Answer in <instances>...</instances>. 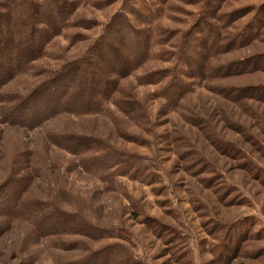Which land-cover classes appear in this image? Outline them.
<instances>
[{
	"label": "rangeland",
	"instance_id": "rangeland-1",
	"mask_svg": "<svg viewBox=\"0 0 264 264\" xmlns=\"http://www.w3.org/2000/svg\"><path fill=\"white\" fill-rule=\"evenodd\" d=\"M17 63L0 264H264V0H0Z\"/></svg>",
	"mask_w": 264,
	"mask_h": 264
},
{
	"label": "trees",
	"instance_id": "trees-1",
	"mask_svg": "<svg viewBox=\"0 0 264 264\" xmlns=\"http://www.w3.org/2000/svg\"><path fill=\"white\" fill-rule=\"evenodd\" d=\"M120 20L117 22V23H115L114 25H111L110 24V26H109V28H108V30L109 29H112L113 31H115V30H119V28L122 30V27L124 28V31H126V29L128 30L129 29V26L127 25L126 26V24H125V19H124V16H120ZM112 27V28H111ZM49 34H51V32H48ZM141 36H142V41H143V43H144V46H145V52H146V49H147V45H148V39H147V35H145V34H143V33H141ZM189 36H191V35H189ZM195 36H193L192 35V37H191V39H193V40H196L195 38H194ZM140 41H141V39L140 38H138ZM112 44H111V40L110 39H108V38H106V39H104L103 41H102V43H101V45H100V47L101 48H103L105 51H107L108 52V55H109V57L111 58V57H113V59H115V58H117L118 59V61H120L121 63H123V59L122 58H120V56L117 54V51L113 48V46H111ZM151 44L149 43V46H150ZM187 46H188V48L187 49H185L184 51H182L181 53H182V55H181V60H182V62H186L187 63V61L188 62H191L193 65H194V62H193V59H192V57H191V55L188 53L189 52V42H187ZM199 47H201V45H199ZM35 50V49H34ZM147 50H149V49H147ZM162 51V50H161ZM35 52H38V50H35ZM144 52V54L142 53L141 55H143V56H141L140 57V59H138L135 63L137 64L139 61H141L145 56H147V54H148V51H147V53H145ZM41 55V52H39V56ZM30 56H32V55H30ZM18 64H20V63H17L16 65H12V66H10V67H6V68H3V71H1V74H0V76H1V78L0 79H3V84L8 80V79H11V78H13L14 76H16L18 73L17 72H19V70L17 69L19 66H18ZM179 67H180V69L179 70H174L173 72H172V74H170L169 73V75H171V76H167V77H172L171 78V84H170V88H172V90L174 91L173 92V94H175V91H177V90H180L181 92H185L186 90H188V87H187V85L184 83V81H182V79H181V77H183V76H188L189 74H185V73H187V72H185L184 73V70L182 69V64L181 63H179ZM178 74V75H177ZM185 74V75H184ZM5 77H4V76ZM47 81V80H46ZM45 81V82H46ZM45 82L44 83H42L41 85H40V87H38L35 91H33L25 100H23L22 102H25V101H27L28 100V102L31 100V98H34V97H37L43 90H47V89H52V88H49V85H44L45 84ZM160 83V82H159ZM42 91H41V90ZM40 90V91H39ZM189 91V90H188ZM180 92V93H181ZM44 93H47V91H44ZM42 98H43V96L40 98V100L39 101H41L42 100ZM21 102V103H22ZM14 111V110H13ZM13 111H11V112H13ZM42 116H45V115H42ZM39 118H41V117H39ZM47 120H49L48 118L46 119V120H42V122L39 124V125H41L42 123H44V122H47ZM35 123H32V125H34ZM38 127V126H37ZM35 128H36V126L34 127L33 126V128L32 129H34L35 130Z\"/></svg>",
	"mask_w": 264,
	"mask_h": 264
}]
</instances>
